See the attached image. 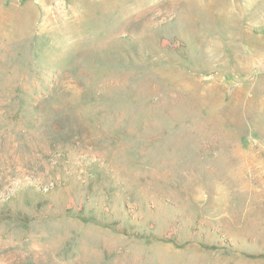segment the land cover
<instances>
[{
	"label": "rangeland",
	"instance_id": "obj_1",
	"mask_svg": "<svg viewBox=\"0 0 264 264\" xmlns=\"http://www.w3.org/2000/svg\"><path fill=\"white\" fill-rule=\"evenodd\" d=\"M0 264H264V0H0Z\"/></svg>",
	"mask_w": 264,
	"mask_h": 264
}]
</instances>
